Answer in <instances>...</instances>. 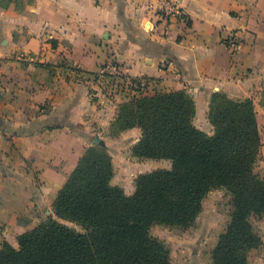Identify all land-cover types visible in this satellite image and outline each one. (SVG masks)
Listing matches in <instances>:
<instances>
[{
	"label": "crops",
	"instance_id": "crops-1",
	"mask_svg": "<svg viewBox=\"0 0 264 264\" xmlns=\"http://www.w3.org/2000/svg\"><path fill=\"white\" fill-rule=\"evenodd\" d=\"M162 1L0 6V249L16 248L19 234L54 218L58 191L95 137L111 156V183L126 195L137 175L169 168L130 154L138 128L109 135L118 105L134 96L105 84L115 70L121 80H149L145 94L189 93L193 124L207 134L211 93L252 98L261 141L255 172L264 178V0H169L176 14L161 12ZM231 35L235 53L224 44Z\"/></svg>",
	"mask_w": 264,
	"mask_h": 264
},
{
	"label": "trees",
	"instance_id": "trees-1",
	"mask_svg": "<svg viewBox=\"0 0 264 264\" xmlns=\"http://www.w3.org/2000/svg\"><path fill=\"white\" fill-rule=\"evenodd\" d=\"M31 1L0 0V6L14 4L21 11ZM146 84L138 96L118 105L109 135L138 128L131 155L167 160L169 168L137 175L133 193L126 195L111 183L107 148L86 147L54 199V218L19 234L16 248L3 242L0 264H174L150 227L192 226L215 189L230 194L231 213L210 251L211 263L248 264L250 251L261 245L250 218L264 215V178L255 172L261 141L253 99L211 93L207 119L212 132L207 134L193 124L189 93L145 94ZM258 104L264 109V81Z\"/></svg>",
	"mask_w": 264,
	"mask_h": 264
},
{
	"label": "rangeland",
	"instance_id": "rangeland-1",
	"mask_svg": "<svg viewBox=\"0 0 264 264\" xmlns=\"http://www.w3.org/2000/svg\"><path fill=\"white\" fill-rule=\"evenodd\" d=\"M160 162L163 163H159V167H163L165 162L170 164L167 160ZM230 213V194L223 189H215L204 198L202 210L192 226L184 229L153 225L149 233L167 247L170 260L174 264H212L210 251L226 227ZM250 222L261 238V245L250 251L248 264H264V215L253 216ZM68 226L75 227L72 224Z\"/></svg>",
	"mask_w": 264,
	"mask_h": 264
},
{
	"label": "built area",
	"instance_id": "built-area-1",
	"mask_svg": "<svg viewBox=\"0 0 264 264\" xmlns=\"http://www.w3.org/2000/svg\"><path fill=\"white\" fill-rule=\"evenodd\" d=\"M159 10L165 14H176L178 12V8L175 3L167 0V1H162L159 5ZM225 47L230 50L232 53H235L239 49V43L236 40V38L231 35L229 36L225 42ZM164 63V62H163ZM115 69V68H114ZM115 76L114 78H107L105 80V84L107 86H112L114 89L118 88L119 86H127L128 89L134 92V96H138L139 91H141L145 84L146 80L144 78H136V79H128V80H121L123 76H121L117 70H115ZM105 72L104 70L99 71L96 76L99 78H103Z\"/></svg>",
	"mask_w": 264,
	"mask_h": 264
},
{
	"label": "water",
	"instance_id": "water-1",
	"mask_svg": "<svg viewBox=\"0 0 264 264\" xmlns=\"http://www.w3.org/2000/svg\"><path fill=\"white\" fill-rule=\"evenodd\" d=\"M93 145H100L103 144L101 140H99V138L95 137L92 141Z\"/></svg>",
	"mask_w": 264,
	"mask_h": 264
}]
</instances>
